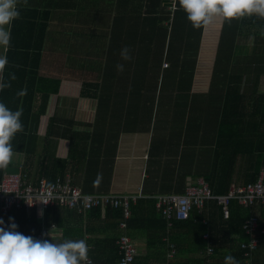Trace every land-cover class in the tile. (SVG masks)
<instances>
[{
  "label": "crops",
  "instance_id": "obj_1",
  "mask_svg": "<svg viewBox=\"0 0 264 264\" xmlns=\"http://www.w3.org/2000/svg\"><path fill=\"white\" fill-rule=\"evenodd\" d=\"M17 9L19 18L6 26L10 43L0 46L7 59L2 76L11 85L0 91V102L22 111L23 131L11 141L14 156L0 169L1 181L19 174L38 185L67 175L88 193H141L144 224L156 222L151 215L160 217L155 196L182 194L199 178L215 195L225 185L257 180L264 168V135L261 143L253 135L258 125L264 128L262 116L254 114L264 95V59L254 54L258 20H235L230 50L221 53L222 28H232L214 17L199 52L171 56V22L183 11L178 0H20ZM159 40L165 42L162 55L143 50ZM125 45L131 61L120 59ZM156 58L172 68L156 65ZM117 63H124L122 73ZM23 89L26 95L18 96ZM35 212L18 224L19 232L38 239L43 225L45 240L83 239L93 261L105 250L107 235L120 233L103 213L82 217L56 206ZM130 234L143 255L148 237L163 231L151 222ZM253 264H264L263 242Z\"/></svg>",
  "mask_w": 264,
  "mask_h": 264
},
{
  "label": "trees",
  "instance_id": "obj_2",
  "mask_svg": "<svg viewBox=\"0 0 264 264\" xmlns=\"http://www.w3.org/2000/svg\"><path fill=\"white\" fill-rule=\"evenodd\" d=\"M179 17H175V20L171 22V35L169 37V44L167 46L169 55L181 54L183 52L187 53H196L200 51L202 36L205 31L213 30L211 27L212 22L216 20L214 18L211 20L207 26L203 25L199 29H194L191 23L187 19V15L184 11L177 12ZM258 17V16H256ZM180 18V25L176 27L178 24V20ZM244 21L250 22L255 24L257 20L259 21V32H256V39L257 42L254 47V54L261 59H264V18L258 17L257 19L253 17L244 16L242 18L233 19L230 22L228 21L227 26H229L230 30L225 32L222 28V39L219 48V52H229L230 50V42L231 36H233L231 31L236 29L232 23L237 21ZM226 24V22H224ZM163 30V28H160ZM188 34L189 37L184 39L182 43H177V40H172V37L176 34ZM164 44H162L159 40L157 44L154 45L153 48L150 49V45L143 46V50H147L148 53L155 54L159 56L163 54L164 51ZM38 47V46H37ZM38 49V48H37ZM152 62H155L156 65L162 66V64H167V69L172 68L166 60H160L158 58L152 59ZM158 63V64H157ZM177 66V65H176ZM174 67V66H173ZM178 69V67H175ZM180 68V67H179ZM133 76V75H132ZM131 76V77H132ZM104 82H107V79H104ZM98 91L102 92V86L100 84H96ZM108 90V89H107ZM256 110L254 112L255 115H261L264 123V95L260 96L258 101L254 104ZM254 129V134L257 138H259V143H261V136L264 135L260 130L264 129L263 127H259ZM239 146V145H238ZM243 148L240 146L237 149ZM224 163H219V166L223 165ZM224 166V165H223ZM227 169V168H226ZM220 179L219 177H216ZM1 182V177H0ZM247 184V183H246ZM229 188V184L225 185L224 188L219 189V192H223L226 194ZM212 191V190H211ZM220 194V195H223ZM142 198V197H141ZM138 199L135 204L131 205L130 207V217L126 221V230L129 235L131 231L136 230L138 228H145L147 229L148 225L152 222L156 225L160 226V229L163 231V236H155L151 238L148 237V249L147 252L143 255L138 254L135 256V263L134 264H146V261L150 258L155 259L158 261V264H224L225 257L227 255L234 256L238 261L239 264H244V253L241 250V245L246 242H250L251 237L250 235L246 234L243 225L252 215L253 210L249 208H245L243 206L237 205L235 201L231 202L230 205V216L227 220H224L221 216L220 208L215 204L213 206L214 210L210 214V210L208 212V226H204L201 223V219L203 216L197 214L195 211L192 213L191 218L187 221H173V226L170 229L168 235L166 234V222L161 217H156L155 215H151L155 220H146V223H142V219L139 218V206L144 203ZM153 204L155 207V197L153 198ZM59 207V206H56ZM48 211V210H47ZM96 215V217L101 218V211L96 209L92 211ZM38 213L35 211L31 214L34 218L37 216ZM28 216L22 210H14L12 211L9 216L6 218L9 222V217L14 218L15 223L18 225L19 223H23L26 221ZM158 216V215H157ZM123 219L122 209H113L109 208L106 211L105 215V222L111 223L112 221L115 222L113 226L114 230L118 229L120 221ZM141 219V220H140ZM150 222V223H149ZM162 222V223H161ZM149 223V224H148ZM261 228H264V220L261 222ZM208 233L210 236L209 240H203V234ZM167 235L168 242H165L163 237ZM107 246L103 252L96 253L98 256L96 260H92V264H99V262H103L104 264H118L119 262V254L117 249V238L118 234L113 233V235H107ZM256 236V235H255ZM132 237V235H131ZM256 238L258 239V245H261L262 242L264 244V237L261 234H257ZM169 244H173L176 249V254L172 260H167L166 256L169 250ZM208 247L213 248L212 255L207 256L205 255L206 250ZM259 249V246H258ZM257 249V251H258ZM256 251V253H257ZM252 256V264L255 257V254ZM191 254V255H189Z\"/></svg>",
  "mask_w": 264,
  "mask_h": 264
},
{
  "label": "built area",
  "instance_id": "obj_3",
  "mask_svg": "<svg viewBox=\"0 0 264 264\" xmlns=\"http://www.w3.org/2000/svg\"><path fill=\"white\" fill-rule=\"evenodd\" d=\"M162 67L166 69L167 64ZM258 173L256 181L244 185L231 184L224 195H214L208 185L199 179L185 186L182 194L155 196V209L166 222L167 235L173 226V221L188 220L194 211L203 216L201 223L206 226L210 203H216L220 207V212L224 218L230 216L232 201H236L238 205L245 207L261 206L264 216V169ZM140 197V193H87L72 186L67 175L50 184L40 182L36 185L30 182L26 176L13 174L5 176L0 183V219L5 218L14 209L31 213L37 209L45 212L54 206H60L83 216L95 209H100L103 214L109 208L122 209L123 219L119 224L121 232L117 238L118 264H134L137 249L126 232V221L130 217L131 205L135 204ZM7 224L5 221V225ZM44 228L45 226L38 234L40 240H45ZM243 228L246 234L251 237L250 242L241 245V250L245 252L243 262L244 264H252V256L259 246L255 235L261 234L264 237V228H260L257 215L246 220ZM204 238H207V235ZM163 239L168 242L167 236ZM168 246L166 258L169 261L174 258L176 249L173 244ZM211 254L212 250L209 249L207 255ZM89 264H92L91 258H89Z\"/></svg>",
  "mask_w": 264,
  "mask_h": 264
},
{
  "label": "clouds",
  "instance_id": "obj_4",
  "mask_svg": "<svg viewBox=\"0 0 264 264\" xmlns=\"http://www.w3.org/2000/svg\"><path fill=\"white\" fill-rule=\"evenodd\" d=\"M19 2L20 0H0V46H8L10 43V31L7 30L6 26H9L13 22V20L19 18L20 13L17 9V4ZM27 2L28 0H23V3L25 5H27ZM178 4L179 8L186 13L187 19L194 29H199L203 25L208 24L214 17H222L225 21L229 22L233 19L242 18L246 15H256L260 18H264V0H178ZM131 51V48L127 45L122 47L120 50V59L122 61H131ZM6 65V57H0V91H3L5 88L11 86L10 83L4 82L2 76ZM163 65L164 63L162 64V66ZM115 67L118 73H122L124 71L125 65L124 63H117ZM15 78V74L11 73L10 79L14 80ZM17 95H26V89L21 90L17 93ZM21 116L22 111H12L7 107L6 104L0 102V169H6L7 166L11 163L14 156L11 141L15 137L16 133L23 131ZM211 204L216 203H210L209 205ZM245 208L252 209V216L257 215L259 217L261 228V222L264 220L261 206ZM37 210L40 211V209ZM33 212L25 213L31 216ZM102 213L103 212L101 211V214ZM104 214H106V212ZM8 216L9 215L3 218L8 223L7 225H5V221L3 219H0V226H2L0 227V264H89V249L85 240L67 239L63 242L40 240L38 238V234L41 232L43 225L41 226V230L37 234V238L39 240L33 238L32 236H25L17 230L18 225L15 223L14 218L9 217L8 222V220L6 219ZM80 216L85 217L87 215ZM222 218L224 220L228 219L224 218L223 216ZM207 220L209 222L208 213ZM52 225L54 226V224H51V226ZM206 226H208V224ZM44 229L46 234V226ZM205 235H207V238H204ZM202 238L203 240H209L210 236L208 233H205L203 234ZM209 249L213 252V248L208 247L205 255H207V251ZM224 264H239V261L234 256L227 255L225 257Z\"/></svg>",
  "mask_w": 264,
  "mask_h": 264
},
{
  "label": "rangeland",
  "instance_id": "obj_5",
  "mask_svg": "<svg viewBox=\"0 0 264 264\" xmlns=\"http://www.w3.org/2000/svg\"><path fill=\"white\" fill-rule=\"evenodd\" d=\"M243 253L245 254V252L243 251Z\"/></svg>",
  "mask_w": 264,
  "mask_h": 264
}]
</instances>
